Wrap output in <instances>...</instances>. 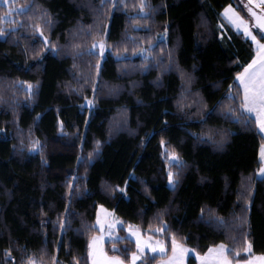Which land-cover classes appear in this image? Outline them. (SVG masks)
Instances as JSON below:
<instances>
[{
    "label": "trees",
    "instance_id": "obj_1",
    "mask_svg": "<svg viewBox=\"0 0 264 264\" xmlns=\"http://www.w3.org/2000/svg\"><path fill=\"white\" fill-rule=\"evenodd\" d=\"M8 1L0 0V264H73L74 257L90 264L99 204L144 234L166 222L168 254L172 234L201 255L224 243L244 259L246 239L254 255L264 253V137L243 123L239 96L228 98L256 49L242 32L220 27L228 5L250 18L245 6L143 0L141 10V0ZM9 6L25 11L5 20ZM99 40L106 55H88ZM221 133L228 136L219 145ZM173 152L179 160L171 164ZM119 233L123 239L111 243L128 251L114 252L111 243L107 251L130 262L135 241L124 226ZM160 259L146 255L144 264Z\"/></svg>",
    "mask_w": 264,
    "mask_h": 264
},
{
    "label": "snow or ice",
    "instance_id": "obj_2",
    "mask_svg": "<svg viewBox=\"0 0 264 264\" xmlns=\"http://www.w3.org/2000/svg\"><path fill=\"white\" fill-rule=\"evenodd\" d=\"M5 2H7V0H5ZM249 3L256 5V7L260 9V11L257 12L251 7L248 8L251 16L255 18V27L260 30L259 35L253 32L251 21L249 19H245L240 13L236 12L231 5L224 8L223 12L224 17L228 20V22L233 25L237 31H242V34L245 37L250 38L256 48L255 55L251 59L250 63L243 67V71L236 73L234 83L236 84L237 92L234 94L230 90L228 98L231 100L235 99L237 95L239 96V107L243 109L240 116L245 117L243 123H254L258 127L259 132L264 135V0H249ZM140 8L141 10L144 8L143 0H141ZM17 11L23 12L25 9L13 8L9 6L7 13L2 18L8 20L11 14ZM44 16H47V13H45ZM44 16H42L41 19H43ZM45 22L48 25H51L52 23L50 18ZM220 27L223 28V24H221ZM34 28L39 35L43 36L44 41L47 42L48 37L44 36L43 28L39 25H34ZM3 31V29H0V34H3ZM75 47L79 48V45H76ZM105 48L106 44L104 40H99L92 44L91 48L88 49L87 54L99 55L103 57ZM97 49L98 52L95 51ZM77 54L83 55V53ZM95 68L98 75L100 65L97 63ZM185 75L186 74L182 72V77ZM186 83H191L190 76H188ZM27 91L31 94L32 85H28ZM88 103L92 104V101H88ZM226 109L232 116L235 117L237 115L236 108H233L231 104L227 105ZM252 114L255 115L253 116ZM213 135L214 134L210 131L208 133L209 139H211ZM227 136L228 133H221L220 140L216 141V143L222 145L226 141ZM34 147H39V141L34 142ZM259 155L262 166L258 169V171L262 176H264V144L261 145ZM172 159L178 161L179 157L173 152ZM175 176L176 174L173 173L170 168L168 172V179L170 183H175ZM119 191L124 192L125 189L120 188ZM100 209L104 212V215L102 217L98 214L96 225L90 226L97 227L98 234L90 237L87 245L85 260L86 262H90V264H126L125 260L121 256H109L104 247L106 238L110 243L112 240L123 239L115 234L117 224L122 222L114 219V213H108L107 210L104 209L103 205H100ZM216 221L220 225L225 224L222 217H216ZM240 222L241 225L247 223L246 217H241ZM162 223V227H157L155 229V232L161 234V236L165 234L166 229L169 227L166 222ZM58 227L63 232L65 230L64 221H60ZM151 231L152 229L149 228V232ZM128 232L135 237L137 249V251L131 253L130 264H137V261L144 264L146 249L161 256L160 264H185L186 255L190 250L176 239L175 234H172L170 238L171 255L169 256V243L166 239H154L152 235L145 237L142 230L138 226L134 230L132 225H128ZM111 249L114 252L128 251L126 247L123 250L118 248L115 243H111ZM191 251L195 250L192 249ZM230 252L233 253L231 258L229 257ZM243 253L246 254V258L241 259V251L235 245L230 248L227 244L220 243L219 245L210 247L207 253L203 256H199V254L197 255L199 256L201 264H264V253L254 255L251 240L246 239L244 241ZM73 264H80L79 259L74 257Z\"/></svg>",
    "mask_w": 264,
    "mask_h": 264
},
{
    "label": "rangeland",
    "instance_id": "obj_3",
    "mask_svg": "<svg viewBox=\"0 0 264 264\" xmlns=\"http://www.w3.org/2000/svg\"><path fill=\"white\" fill-rule=\"evenodd\" d=\"M239 1V3H240V5L241 6H245L246 5V3H249V0H238ZM2 2H5V0H2ZM10 2L7 0V2H5V4H9ZM250 4V3H249ZM250 5H252L253 7H255V8H257V9H259L258 7H256V5H254V4H250ZM232 6V8L233 9H235L236 10V12H238V13H240L245 19H249L250 21H251V25H252V20H251V18H249L245 13H243V12H241V11H239L234 5H231ZM260 10V9H259ZM223 12H224V10L222 11V24L223 25H230L231 27H233L235 30H237L233 25H231L229 22H228V20L224 17V15H223ZM11 17H13V15L11 14V16H10V18ZM9 18V19H10ZM252 30H253V32L255 33V31H254V28L252 27ZM239 32H242V31H239ZM257 34V33H256ZM248 38V37H247ZM248 39H250V38H248ZM105 42V41H104ZM105 44H106V42H105ZM254 46H255V44H254ZM256 49V48H255ZM95 51H97L98 52V49L97 50H95ZM108 51V46H107V44H106V48H105V51H104V54H103V57L106 55V52ZM88 101H91V100H88ZM88 101H87V105L88 106H90V107H92L93 106V102H92V104H89L88 103ZM169 157V163H176V162H178L177 160H173L172 159V154L171 155H169L168 156ZM173 184V183H172ZM100 205H103V204H99L98 205V210H97V215L99 214V215H101L102 217H103V215H104V212L100 209ZM103 207H104V209L105 210H107V212L108 213H114V219H116V220H119V221H121L122 223H120V224H117V227H116V230H115V234L117 235V236H119V237H121V235H120V233H119V228L120 227H125L126 228V231H127V236H129L132 240H134L135 241V237L134 236H132V234L130 233V232H128V225H132L133 226V229L135 230L136 229V227H137V225L136 224H134V223H130V224H128V225H125V223H124V221L117 215V213L113 210V209H111V208H109V207H107L106 205H103ZM96 220H97V217H96ZM95 225H96V222H95ZM97 228V227H96ZM96 234H98V228H97V231L93 234V235H96ZM144 234V233H143ZM148 235H152L153 237H154V239H162V237H161V234H159V233H157V232H155V230H153L152 232H150V233H146V234H144V236L145 237H147ZM122 238V237H121ZM115 241H117V240H112V242H115ZM107 243H110L109 242V240L106 238L105 239V244H104V247H105V250L107 251ZM183 244V243H182ZM185 247H187L190 251L187 253V255H186V262H185V264H189L190 263V260H191V258H194L195 260H196V264H201V261H200V259H199V256H203V255H201V254H199V253H197L196 251H191L193 248H191V247H189V246H187V245H185V244H183ZM116 246L118 247V248H120L119 247V245H117L116 244ZM112 250V249H111ZM136 251H137V249H136ZM108 252V251H107ZM197 254H199V256L197 255ZM108 255L109 256H120V255H118V254H110L109 252H108ZM146 255H158V254H156V253H152L150 250H147L146 249V253H145V256ZM169 256L171 255V251H170V253L168 254ZM257 255H260V254H257ZM161 260V259H160ZM160 260L157 262V264H160ZM33 262H34V264H41V263H39V262H37V261H34V260H31L30 262H29V264H33ZM126 264H130V262H126ZM137 264H140V261H137Z\"/></svg>",
    "mask_w": 264,
    "mask_h": 264
},
{
    "label": "water",
    "instance_id": "obj_4",
    "mask_svg": "<svg viewBox=\"0 0 264 264\" xmlns=\"http://www.w3.org/2000/svg\"><path fill=\"white\" fill-rule=\"evenodd\" d=\"M249 7L253 8V9H254L255 11H257V12H259L260 10L257 9V8H255V7H253V6L250 5L249 3H246V5H245V9H246L248 15L250 16V18H251V20H252V27H253L254 29H258V28L255 27V18L252 17V16H251V13L248 11V8H249ZM258 30H259V29H258ZM259 31H260V30H259Z\"/></svg>",
    "mask_w": 264,
    "mask_h": 264
},
{
    "label": "crops",
    "instance_id": "obj_5",
    "mask_svg": "<svg viewBox=\"0 0 264 264\" xmlns=\"http://www.w3.org/2000/svg\"><path fill=\"white\" fill-rule=\"evenodd\" d=\"M255 31V30H254ZM256 33V32H255ZM258 35V34H257ZM253 116L255 115V114H252ZM263 137H264V135H263ZM259 176L260 177H264V176H262L260 173H259Z\"/></svg>",
    "mask_w": 264,
    "mask_h": 264
}]
</instances>
